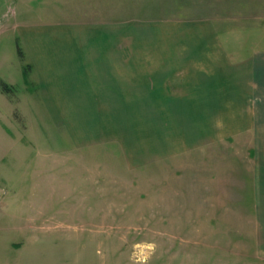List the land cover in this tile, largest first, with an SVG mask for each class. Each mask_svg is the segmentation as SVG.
Returning <instances> with one entry per match:
<instances>
[{
	"label": "crops",
	"instance_id": "crops-1",
	"mask_svg": "<svg viewBox=\"0 0 264 264\" xmlns=\"http://www.w3.org/2000/svg\"><path fill=\"white\" fill-rule=\"evenodd\" d=\"M98 1L103 4L96 13ZM113 1L82 0L79 8L57 9L63 20L55 25L18 27L38 87L35 95L26 91V98L60 111L64 126L71 120L80 126L89 114V142L118 144L131 168L160 162L159 168L181 172L177 166L183 163L173 158L203 160L204 151L217 153L218 176L202 185V201L222 209L247 206L252 239L264 253V148L258 147L264 141L254 134L262 121L258 113L264 114V47L210 18L145 23L140 15L132 20L123 15L127 5L115 18ZM57 2L69 6L72 0ZM1 133L3 139L10 135ZM9 138L16 160L26 159L27 147ZM4 149L0 145V154ZM10 174L1 173L0 186ZM1 192L11 198L0 206V264H33L23 248L27 234L17 236L10 224L22 216L39 224L43 205L14 201L17 194L5 188ZM13 208L25 211L8 212Z\"/></svg>",
	"mask_w": 264,
	"mask_h": 264
},
{
	"label": "rangeland",
	"instance_id": "rangeland-1",
	"mask_svg": "<svg viewBox=\"0 0 264 264\" xmlns=\"http://www.w3.org/2000/svg\"><path fill=\"white\" fill-rule=\"evenodd\" d=\"M57 1L0 0V80L16 91L12 96L13 91L0 87L5 93L0 97V130L26 146L29 155L16 160L10 135L3 139L0 132V145L7 147L0 154V175L11 170V179H3L0 189L14 191V201L43 205L45 216L39 224L30 225L23 214L11 215L17 219L10 224L16 229L11 232L27 234L22 243L33 264H264V253L252 239L248 207L222 209L202 201V185L218 176L217 153L204 151L203 160L173 158L175 164L183 163L177 166L181 172L159 168L160 162L131 168L118 144L89 142V114L80 126L77 120L64 126L60 111L26 98V91L35 95L38 87L28 66L32 55L18 27L47 28L63 20L60 7L82 5V0H72L69 6ZM102 4L97 2L96 13ZM121 5H127L123 15L130 20L140 15L145 23L164 17L210 18L225 30H240L241 40H256L264 47V0H114L115 18ZM258 114L263 121L264 114ZM262 121L254 134L264 141ZM258 147L264 148V142ZM242 196L249 203L248 195ZM10 198L11 193L1 192L0 206ZM24 211L8 209L14 214Z\"/></svg>",
	"mask_w": 264,
	"mask_h": 264
},
{
	"label": "trees",
	"instance_id": "trees-1",
	"mask_svg": "<svg viewBox=\"0 0 264 264\" xmlns=\"http://www.w3.org/2000/svg\"><path fill=\"white\" fill-rule=\"evenodd\" d=\"M20 54H22V53L20 52ZM0 87H1L4 91H7V92L12 91L11 86H8L7 84H5L4 82H2L1 80H0Z\"/></svg>",
	"mask_w": 264,
	"mask_h": 264
}]
</instances>
